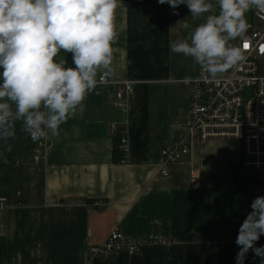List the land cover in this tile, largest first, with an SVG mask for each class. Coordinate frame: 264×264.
I'll use <instances>...</instances> for the list:
<instances>
[{"label": "crops", "instance_id": "crops-1", "mask_svg": "<svg viewBox=\"0 0 264 264\" xmlns=\"http://www.w3.org/2000/svg\"><path fill=\"white\" fill-rule=\"evenodd\" d=\"M211 2L213 12L193 21L186 4L174 10L158 0H118L108 83L99 84L100 70L96 89L58 134L47 130L46 148L20 121L14 137L0 140V264H86L90 247L116 227L129 239L161 243L134 256L110 252L94 264H236V238L252 202L264 196V170L242 167L237 142L197 137L191 153L168 166V177L159 166L161 151L177 148L188 134L189 81L202 75L169 42L187 38L179 21L187 18L195 28L218 14ZM241 40L230 43L240 47ZM61 55L73 66L70 53ZM125 82L133 92L120 109ZM114 124L128 130L127 164L114 160ZM255 246H264V235ZM244 264L260 258L249 250Z\"/></svg>", "mask_w": 264, "mask_h": 264}, {"label": "clouds", "instance_id": "clouds-1", "mask_svg": "<svg viewBox=\"0 0 264 264\" xmlns=\"http://www.w3.org/2000/svg\"><path fill=\"white\" fill-rule=\"evenodd\" d=\"M174 10L186 4L193 21L212 13L211 0H158ZM218 14H209L188 31L186 39L169 42L172 53L192 58L210 78L245 59L241 47L230 41L244 37L246 14L264 13V0H216ZM118 0H0V140L15 136V123L33 142L58 134L60 125L75 114L98 84L97 75L111 74L114 16ZM178 15V12H174ZM61 52L71 54L73 66ZM12 150V145H7ZM240 225L236 264H244L249 250L264 264V196L251 204Z\"/></svg>", "mask_w": 264, "mask_h": 264}, {"label": "built area", "instance_id": "built-area-1", "mask_svg": "<svg viewBox=\"0 0 264 264\" xmlns=\"http://www.w3.org/2000/svg\"><path fill=\"white\" fill-rule=\"evenodd\" d=\"M247 15L249 27L240 42L245 59L228 76L210 78L202 70L200 77L189 81V131L177 148H164L161 151V176L168 177V166L191 153L193 137L201 142H237L242 147V167L264 170V74L259 66V60L264 58V13L252 9ZM107 83V76L103 75L99 84ZM133 85L132 82H125L120 86L118 108H127V96L133 92ZM112 132L118 138L120 164H127L130 152L127 127L114 124ZM47 145L46 137L37 141L39 149ZM156 243H161L158 237L150 240L129 239L116 227L102 243L90 247L86 264H94L96 257L110 252L134 256L146 245Z\"/></svg>", "mask_w": 264, "mask_h": 264}, {"label": "trees", "instance_id": "trees-1", "mask_svg": "<svg viewBox=\"0 0 264 264\" xmlns=\"http://www.w3.org/2000/svg\"><path fill=\"white\" fill-rule=\"evenodd\" d=\"M114 160L116 163H120L121 162V153L119 151V147H118V138L117 136H115V146H114Z\"/></svg>", "mask_w": 264, "mask_h": 264}, {"label": "rangeland", "instance_id": "rangeland-1", "mask_svg": "<svg viewBox=\"0 0 264 264\" xmlns=\"http://www.w3.org/2000/svg\"><path fill=\"white\" fill-rule=\"evenodd\" d=\"M256 24H257V22H256ZM259 66H260L262 74H264V58L259 60Z\"/></svg>", "mask_w": 264, "mask_h": 264}, {"label": "water", "instance_id": "water-1", "mask_svg": "<svg viewBox=\"0 0 264 264\" xmlns=\"http://www.w3.org/2000/svg\"><path fill=\"white\" fill-rule=\"evenodd\" d=\"M106 238H107V237H106ZM106 238H105V239H106ZM105 239H104V240H105ZM104 240H103V241H104ZM101 243H102V242H101Z\"/></svg>", "mask_w": 264, "mask_h": 264}, {"label": "snow or ice", "instance_id": "snow-or-ice-1", "mask_svg": "<svg viewBox=\"0 0 264 264\" xmlns=\"http://www.w3.org/2000/svg\"><path fill=\"white\" fill-rule=\"evenodd\" d=\"M245 47H247V45H245Z\"/></svg>", "mask_w": 264, "mask_h": 264}]
</instances>
